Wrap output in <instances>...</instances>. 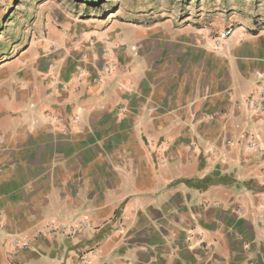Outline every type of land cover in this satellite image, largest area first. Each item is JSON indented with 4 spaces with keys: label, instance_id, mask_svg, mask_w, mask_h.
<instances>
[{
    "label": "crops",
    "instance_id": "1",
    "mask_svg": "<svg viewBox=\"0 0 264 264\" xmlns=\"http://www.w3.org/2000/svg\"><path fill=\"white\" fill-rule=\"evenodd\" d=\"M252 27L220 46L117 34L135 40L100 80L71 64L0 78V264H264V25Z\"/></svg>",
    "mask_w": 264,
    "mask_h": 264
},
{
    "label": "rangeland",
    "instance_id": "2",
    "mask_svg": "<svg viewBox=\"0 0 264 264\" xmlns=\"http://www.w3.org/2000/svg\"><path fill=\"white\" fill-rule=\"evenodd\" d=\"M245 22L264 25V0H0V78L23 69L43 81L46 67L71 64L78 81L100 80L116 69V49L135 40L117 34L186 30L214 44Z\"/></svg>",
    "mask_w": 264,
    "mask_h": 264
},
{
    "label": "built area",
    "instance_id": "3",
    "mask_svg": "<svg viewBox=\"0 0 264 264\" xmlns=\"http://www.w3.org/2000/svg\"><path fill=\"white\" fill-rule=\"evenodd\" d=\"M232 31H233V28H231V27H227L226 29L222 30V32H220V34H219V37L216 38V41H215L214 45L215 46H220L222 44V40H225L227 37H229L232 34ZM252 105L254 106V108L256 110L260 109V107H259L260 106L259 99L256 98L255 100H253L252 101ZM248 144H249V146H252V147L256 148V145L253 144L251 141L248 142ZM12 242L16 244L18 242V240L14 239Z\"/></svg>",
    "mask_w": 264,
    "mask_h": 264
},
{
    "label": "trees",
    "instance_id": "4",
    "mask_svg": "<svg viewBox=\"0 0 264 264\" xmlns=\"http://www.w3.org/2000/svg\"><path fill=\"white\" fill-rule=\"evenodd\" d=\"M87 3H90V4H94V3H97V2H100V0H86ZM256 31L253 30V33H255Z\"/></svg>",
    "mask_w": 264,
    "mask_h": 264
}]
</instances>
